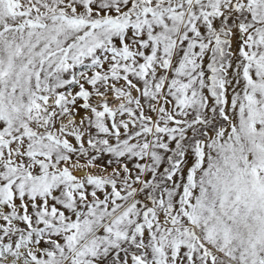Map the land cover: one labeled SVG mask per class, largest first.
Returning <instances> with one entry per match:
<instances>
[{"label": "snow or ice", "instance_id": "snow-or-ice-1", "mask_svg": "<svg viewBox=\"0 0 264 264\" xmlns=\"http://www.w3.org/2000/svg\"><path fill=\"white\" fill-rule=\"evenodd\" d=\"M0 264H264V0H0Z\"/></svg>", "mask_w": 264, "mask_h": 264}]
</instances>
